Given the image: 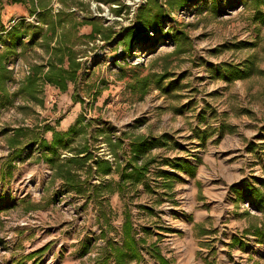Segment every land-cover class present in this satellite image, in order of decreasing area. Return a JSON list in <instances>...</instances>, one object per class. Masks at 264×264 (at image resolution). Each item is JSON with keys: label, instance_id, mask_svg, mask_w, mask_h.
I'll use <instances>...</instances> for the list:
<instances>
[{"label": "rangeland", "instance_id": "1", "mask_svg": "<svg viewBox=\"0 0 264 264\" xmlns=\"http://www.w3.org/2000/svg\"><path fill=\"white\" fill-rule=\"evenodd\" d=\"M147 1L50 0L51 14L64 21L52 37L36 12L29 14L35 0H0V50L8 52L9 91L16 90L35 65L47 68L48 48L56 39L73 45L80 63L65 91L43 83L41 104L20 95L17 107L0 109V264H92L104 243L101 230L107 238L120 240L126 202L134 225L147 226L148 242L156 240L175 264H264V237L259 243L243 234L253 226L264 230V210L257 209L253 197L236 198L230 190L245 179L260 188L264 179V25L252 21L250 0H191L171 9L159 0L165 14L151 31L136 26V10ZM150 11L149 17H155V5ZM93 25L101 34L85 37ZM135 26L134 35L130 30ZM175 31L185 33L190 42L185 52H174L176 44L184 43L182 36L177 41L169 36ZM104 35L111 37L106 40ZM244 41L252 46L244 47ZM247 59L254 69L243 79L228 82L214 72L223 62L244 68ZM164 70L177 80L170 93L151 87L141 98L139 88L130 87L136 76ZM25 104L29 107L20 108ZM202 111L204 120L198 116ZM80 114L90 126L73 138L74 144L88 139L94 154L110 161L114 158L103 142L107 135L119 137L127 150L133 135L161 138L164 145L149 153L154 162L148 178L155 186L157 168L176 173L170 194L163 195L161 187L160 194L145 192L138 185L127 200L115 191L106 196V220H98L92 202L85 203L84 197L66 191L61 180L51 178L49 165L37 159L32 132L19 145L20 156L7 147L12 128L49 123L65 130ZM220 122L234 129L219 142L214 141L217 132L203 145L193 135L197 126L216 127ZM95 129L104 132L96 134ZM173 156L193 164L201 158L195 176L158 165ZM118 158L124 162L127 156L118 149ZM109 178L116 180L117 175H93L91 181ZM139 205L150 206L153 213ZM234 235L240 242L231 244ZM39 248L45 249L26 257ZM131 264L156 263L144 254L142 261Z\"/></svg>", "mask_w": 264, "mask_h": 264}, {"label": "trees", "instance_id": "2", "mask_svg": "<svg viewBox=\"0 0 264 264\" xmlns=\"http://www.w3.org/2000/svg\"><path fill=\"white\" fill-rule=\"evenodd\" d=\"M49 1L50 0H35L33 8L29 10V14L36 12V15L41 18L43 24L47 27V31H49L50 35L53 37L56 32V27L61 25L64 21L58 14L55 16L51 14L48 8ZM190 1L191 0H165V4L171 9L175 6L181 7ZM250 2L253 8L251 16L252 21L259 25H264V10L261 8L264 0H250ZM152 5H155L157 14L155 17L150 18L149 14ZM164 14L163 6L159 3V0H149L145 7L136 10V19L138 21L136 26L141 25L142 28H151V31H154V29L160 25ZM136 26L131 28L130 33L133 31L135 35L137 32ZM101 32L102 30L99 27L93 25L90 33L85 35V37L94 38L96 34H101ZM169 36L173 37L176 41L179 36L184 38V43L176 44L175 53L185 52L187 50L186 46L190 45L186 34L183 32H171ZM110 37V35L103 36L106 40ZM131 40L132 37L129 36L128 41L131 42ZM242 45L244 47L252 46V44L246 41L242 42ZM48 50L49 56L46 60L47 68L44 70L43 64L35 65L31 75L26 77L20 83L19 87L13 91H9L7 87L8 81L11 80V72L6 67L8 52L6 50H0V109L17 107L15 101L20 95L25 96L28 101L41 104L43 99L40 96V90L43 83L52 84L60 91H65L67 89V83L75 80L77 71L80 68V63L76 60L77 51L73 48V45L62 43L60 40L56 39L54 45L50 46ZM64 61H66V66H64ZM240 65L241 64L223 62L218 67L216 66L217 70H214V72L220 78L232 82L247 77L251 73V70L254 69L253 61L250 59L245 61V65L243 64L244 68H241ZM170 77L171 75L167 70H164L160 74L149 72L140 77L136 76L130 84V87L133 89L138 87L141 98L151 87L168 94L176 87L177 83L176 79H171ZM166 79L167 83L163 84V81ZM181 87H185V85ZM24 107L29 106L27 104L20 106V108ZM181 109L182 107H179L178 111L180 112ZM198 116L202 120L206 118L204 111L200 112ZM84 120L85 118L83 115H78L75 122L69 125L65 130H59L49 123L33 128L17 126L12 128L11 134L6 137V144L9 151H13L15 156L18 157L21 155L23 149V146L19 145L28 135V132H32L36 138L33 142L37 143L39 150L37 159L49 165L51 169V178L53 180H61L66 191L84 197L85 203L92 202L97 207L98 220L101 218L106 220L107 208H109L108 198L106 196L115 191L121 193L123 197L126 196L127 200L130 198L129 194L131 189H137L138 185H142L143 191L145 192L160 194L157 192V189L161 187L166 191L163 192V195L170 194L174 186L173 179L178 178L176 173H169L165 169L157 168L153 175L155 186L151 185L149 182L150 178H148L150 177V165L154 162V159L149 156V153L154 147L164 145L165 142L162 141L161 138H150L141 134L133 135L129 139L127 150L122 148L124 144L123 140L119 137L114 139L111 135H107L103 142L107 144L108 150L114 158L113 161H110L104 156H96L88 139L81 144H74L73 138L80 133H84L90 126V124H84ZM233 129L234 126L225 122H220L216 127L207 125L205 128L201 129V127L197 126L194 128L193 135L197 136L200 144L203 145L213 132H217L214 141L219 142L226 132L230 133ZM261 130H264V125L261 127ZM47 132L49 133L48 135L46 134ZM95 132L97 134L103 133L104 131L102 129H95ZM118 149L127 156L124 162L119 161ZM64 151H67L68 155L61 157ZM200 163L201 158H196V163L193 164L183 156H173L171 158H162L158 165H165L173 171H183L190 177H194L197 166ZM262 170L264 174V164L262 165ZM112 174L117 175L116 180L109 178V180H101L99 183L91 181L93 175L104 178ZM158 177L161 179L160 182L156 180ZM259 184L260 188L256 187L249 179H245L240 186H230V190L234 193L236 198L247 199L253 197V202L256 204L257 209L264 210V179H261ZM124 206L120 240L116 241L112 238H107L105 230H101L104 243L99 248L98 256L92 264L138 263L143 260L144 254H148L156 264H175L162 253L156 240L148 242L147 236L151 233V230L147 226H141V228L138 229L132 220L128 203L126 202ZM138 207L153 213V209L150 206L139 205ZM203 231V234L209 233V230ZM140 232L142 234H140ZM243 234L255 236L257 242H263V228L253 226L243 230ZM158 238L157 236V239ZM237 242H240L239 238L235 235L232 236L230 243L236 244ZM44 249L45 248H39L34 252L28 253L26 257L32 258L35 254L43 252Z\"/></svg>", "mask_w": 264, "mask_h": 264}, {"label": "built area", "instance_id": "3", "mask_svg": "<svg viewBox=\"0 0 264 264\" xmlns=\"http://www.w3.org/2000/svg\"><path fill=\"white\" fill-rule=\"evenodd\" d=\"M62 156H63V154H62Z\"/></svg>", "mask_w": 264, "mask_h": 264}]
</instances>
